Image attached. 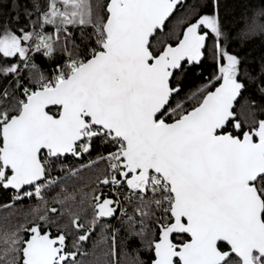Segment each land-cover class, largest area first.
<instances>
[{
    "label": "snow or ice",
    "instance_id": "1",
    "mask_svg": "<svg viewBox=\"0 0 264 264\" xmlns=\"http://www.w3.org/2000/svg\"><path fill=\"white\" fill-rule=\"evenodd\" d=\"M0 190V264H264V0H0Z\"/></svg>",
    "mask_w": 264,
    "mask_h": 264
},
{
    "label": "trees",
    "instance_id": "2",
    "mask_svg": "<svg viewBox=\"0 0 264 264\" xmlns=\"http://www.w3.org/2000/svg\"><path fill=\"white\" fill-rule=\"evenodd\" d=\"M254 3L259 4L260 0H253ZM172 24L171 22L169 23V28H171ZM250 48L255 49L254 51V55H259V48H260V41L259 39H256L251 45ZM39 59V58H38ZM205 67H207V63L205 64ZM203 70V69H201ZM211 69L209 68L208 71H210ZM208 71H204V76L208 75ZM197 69L192 68L190 69L187 74L183 77V87L185 92H187L190 88H194L196 85H198L199 83H201L202 81V77L197 76L196 75ZM183 95V94H182ZM88 159V157H84V160L81 162H86V160ZM69 162L75 163V161H73V159L71 157H69ZM81 176L83 177L82 181H76L75 179L69 180L68 181V191L72 192L74 187H78L81 184H86L88 182V180L90 178H92L91 175V170H87V171H83L81 173ZM58 190V189H57ZM9 194L7 193H3L2 190H0V204H6L8 202L7 200V196ZM55 195V192H51L49 193V199L51 198V196ZM35 200H29V199H24L19 201L14 208H3L0 207V228H3L5 225V217H9L11 223H15L17 221V219H19L21 222H23V216L25 214L30 213V210L35 206ZM57 206L55 203L51 202L50 199V203H49V207H55ZM14 213V215H11ZM115 221H111L110 224H114ZM118 226V225H117ZM98 231V230H97ZM121 235H123V233H121ZM96 239V236L92 237V240ZM92 246V242L88 245L87 248H91Z\"/></svg>",
    "mask_w": 264,
    "mask_h": 264
},
{
    "label": "flooded vegetation",
    "instance_id": "3",
    "mask_svg": "<svg viewBox=\"0 0 264 264\" xmlns=\"http://www.w3.org/2000/svg\"><path fill=\"white\" fill-rule=\"evenodd\" d=\"M105 191H107V189H105ZM112 220H107V222L108 223H110ZM53 231H55V229H53ZM71 241L69 240V243H70ZM92 242V239L91 240H89L88 242H87V244L85 245V247L87 248L88 247V245L90 244Z\"/></svg>",
    "mask_w": 264,
    "mask_h": 264
},
{
    "label": "built area",
    "instance_id": "4",
    "mask_svg": "<svg viewBox=\"0 0 264 264\" xmlns=\"http://www.w3.org/2000/svg\"><path fill=\"white\" fill-rule=\"evenodd\" d=\"M117 215H118V213H117Z\"/></svg>",
    "mask_w": 264,
    "mask_h": 264
}]
</instances>
